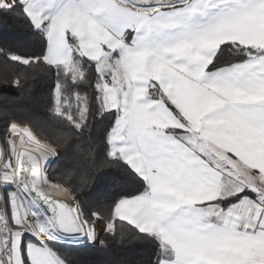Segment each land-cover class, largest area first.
I'll return each mask as SVG.
<instances>
[{
    "label": "snow or ice",
    "instance_id": "obj_1",
    "mask_svg": "<svg viewBox=\"0 0 264 264\" xmlns=\"http://www.w3.org/2000/svg\"><path fill=\"white\" fill-rule=\"evenodd\" d=\"M0 19L37 45L0 42V83L43 108L5 114L0 264H264V0H0Z\"/></svg>",
    "mask_w": 264,
    "mask_h": 264
},
{
    "label": "trees",
    "instance_id": "obj_2",
    "mask_svg": "<svg viewBox=\"0 0 264 264\" xmlns=\"http://www.w3.org/2000/svg\"><path fill=\"white\" fill-rule=\"evenodd\" d=\"M7 41L15 45L21 52L30 53L37 45L30 38L24 37V27L15 20L0 19V42ZM3 74L2 62H0V76ZM33 89L37 93L44 90V78L38 77L33 84ZM18 93L15 88L0 83V137L3 136L5 128V114L8 112H16L18 116H26L29 112H43V108L39 105H31L21 107L20 102L16 100ZM85 150L87 145H84ZM63 151L62 149H59ZM73 163L71 155H64L58 164L52 166L49 175L52 179H56L58 175L64 171L65 167H70ZM64 252L68 254L73 264H102L104 261H110L114 257L105 252L95 251L89 248H70L65 247Z\"/></svg>",
    "mask_w": 264,
    "mask_h": 264
},
{
    "label": "bare ground",
    "instance_id": "obj_3",
    "mask_svg": "<svg viewBox=\"0 0 264 264\" xmlns=\"http://www.w3.org/2000/svg\"><path fill=\"white\" fill-rule=\"evenodd\" d=\"M1 138V137H0ZM0 142H2V140H0ZM53 195H57V193H53Z\"/></svg>",
    "mask_w": 264,
    "mask_h": 264
},
{
    "label": "rangeland",
    "instance_id": "obj_4",
    "mask_svg": "<svg viewBox=\"0 0 264 264\" xmlns=\"http://www.w3.org/2000/svg\"><path fill=\"white\" fill-rule=\"evenodd\" d=\"M60 151V150H59ZM50 176V175H49Z\"/></svg>",
    "mask_w": 264,
    "mask_h": 264
}]
</instances>
